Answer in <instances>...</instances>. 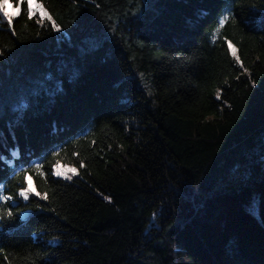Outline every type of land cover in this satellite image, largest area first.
I'll list each match as a JSON object with an SVG mask.
<instances>
[{
	"label": "trees",
	"instance_id": "trees-1",
	"mask_svg": "<svg viewBox=\"0 0 264 264\" xmlns=\"http://www.w3.org/2000/svg\"><path fill=\"white\" fill-rule=\"evenodd\" d=\"M37 1L59 30L0 21V264H264V0Z\"/></svg>",
	"mask_w": 264,
	"mask_h": 264
},
{
	"label": "snow or ice",
	"instance_id": "snow-or-ice-1",
	"mask_svg": "<svg viewBox=\"0 0 264 264\" xmlns=\"http://www.w3.org/2000/svg\"><path fill=\"white\" fill-rule=\"evenodd\" d=\"M10 3V0H0V21L6 20L8 25L11 27L12 26V21L14 19V14L10 13L7 8ZM20 4L26 3L27 4V15L29 19H33L36 13L40 14V18L37 20V23L39 24H44V22L47 20L51 22V25L54 29L59 30L60 25L55 22L53 17L49 14L47 9L44 7L43 4L41 3H35L34 5V0H19ZM16 7V12L15 15L18 16L20 14V8L18 5H14ZM230 18L229 14H225L219 19V26L223 27ZM219 29H217L218 31ZM15 34V33H14ZM228 48L231 51V54L233 57H235L237 63H241V58L237 54V49L233 45L231 41H228ZM217 98L220 97V90L217 91L216 93ZM55 155V154H54ZM73 155H77L76 153H73ZM80 167H84V162L80 161ZM62 165L57 162L56 164H53L50 166V172L48 174L54 175V176H64L67 179H71V176L69 173L72 174H78V169L75 167L71 168H65L63 171L61 170ZM35 170L40 176H44L45 178L47 177L48 174L44 173L41 169V165L37 164L35 165ZM17 176L20 177V186H19V191L18 195L19 197H22L24 200H28L30 194H34L36 196H40L42 199H48L47 193L41 194L39 191H35L34 188L27 183L31 179V177L27 176L26 174L22 173H17ZM6 199H11V197H5ZM105 199H108V197H105ZM8 215H11L9 212Z\"/></svg>",
	"mask_w": 264,
	"mask_h": 264
},
{
	"label": "rangeland",
	"instance_id": "rangeland-1",
	"mask_svg": "<svg viewBox=\"0 0 264 264\" xmlns=\"http://www.w3.org/2000/svg\"><path fill=\"white\" fill-rule=\"evenodd\" d=\"M35 3H39V2H38L37 0H34V5H35ZM7 10H8L10 13H13V14H14V13L16 12V7H14L13 4L9 3ZM57 162H59V161H57ZM57 162H56V163H57ZM59 164L62 165V168H61L62 171H63L65 168H71V167H72V166H69V165H65V164H63V163H61V162H59Z\"/></svg>",
	"mask_w": 264,
	"mask_h": 264
}]
</instances>
